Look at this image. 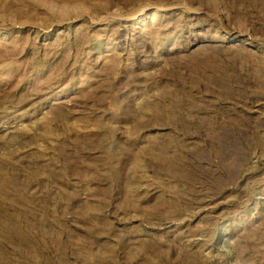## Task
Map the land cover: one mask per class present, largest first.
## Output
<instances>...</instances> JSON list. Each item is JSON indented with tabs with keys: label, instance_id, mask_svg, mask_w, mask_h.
<instances>
[{
	"label": "rangeland",
	"instance_id": "obj_1",
	"mask_svg": "<svg viewBox=\"0 0 264 264\" xmlns=\"http://www.w3.org/2000/svg\"><path fill=\"white\" fill-rule=\"evenodd\" d=\"M0 264H264V0H0Z\"/></svg>",
	"mask_w": 264,
	"mask_h": 264
}]
</instances>
